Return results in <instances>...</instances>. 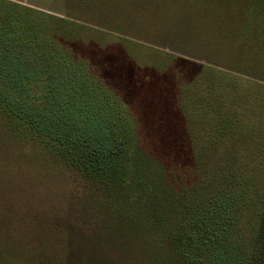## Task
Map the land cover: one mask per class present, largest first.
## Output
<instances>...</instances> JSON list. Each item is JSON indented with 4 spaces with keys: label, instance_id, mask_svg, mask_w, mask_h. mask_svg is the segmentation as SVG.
<instances>
[{
    "label": "rangeland",
    "instance_id": "374dc122",
    "mask_svg": "<svg viewBox=\"0 0 264 264\" xmlns=\"http://www.w3.org/2000/svg\"><path fill=\"white\" fill-rule=\"evenodd\" d=\"M7 1L83 42L142 124L169 125L176 90H194L212 68L264 195V0ZM246 27L252 39H241ZM42 30L26 33L40 41ZM148 206L87 182L0 112V264H173Z\"/></svg>",
    "mask_w": 264,
    "mask_h": 264
},
{
    "label": "trees",
    "instance_id": "16d2710c",
    "mask_svg": "<svg viewBox=\"0 0 264 264\" xmlns=\"http://www.w3.org/2000/svg\"><path fill=\"white\" fill-rule=\"evenodd\" d=\"M0 3L6 118L92 185L153 205L173 264H264V195L242 158L239 115L232 116L212 68L194 90H176L180 109L168 114L169 125L142 124L83 42L48 19L39 25L42 12ZM41 28L47 36L40 41L26 33ZM240 37L253 34L246 27Z\"/></svg>",
    "mask_w": 264,
    "mask_h": 264
}]
</instances>
